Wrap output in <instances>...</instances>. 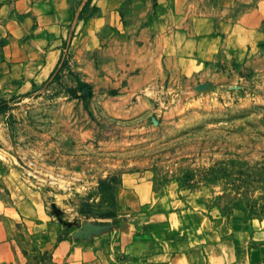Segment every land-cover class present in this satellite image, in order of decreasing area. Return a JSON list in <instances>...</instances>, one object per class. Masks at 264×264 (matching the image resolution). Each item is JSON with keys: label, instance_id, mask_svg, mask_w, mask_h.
I'll use <instances>...</instances> for the list:
<instances>
[{"label": "rangeland", "instance_id": "374dc122", "mask_svg": "<svg viewBox=\"0 0 264 264\" xmlns=\"http://www.w3.org/2000/svg\"><path fill=\"white\" fill-rule=\"evenodd\" d=\"M108 3L42 89L0 102V196L35 191L79 237L158 211L264 231V0Z\"/></svg>", "mask_w": 264, "mask_h": 264}, {"label": "crops", "instance_id": "0c3cea01", "mask_svg": "<svg viewBox=\"0 0 264 264\" xmlns=\"http://www.w3.org/2000/svg\"><path fill=\"white\" fill-rule=\"evenodd\" d=\"M108 0H0V102L37 93L56 74L84 12ZM143 185L140 210L157 209ZM144 197V199H141ZM136 215L82 237L60 232L35 191L0 196V264H261L264 231L199 236L172 214Z\"/></svg>", "mask_w": 264, "mask_h": 264}]
</instances>
